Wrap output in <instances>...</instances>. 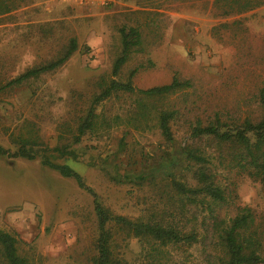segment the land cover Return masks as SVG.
Returning <instances> with one entry per match:
<instances>
[{"label": "rangeland", "instance_id": "1", "mask_svg": "<svg viewBox=\"0 0 264 264\" xmlns=\"http://www.w3.org/2000/svg\"><path fill=\"white\" fill-rule=\"evenodd\" d=\"M245 1L0 0L11 8L0 13V86L60 55L70 37L77 45L57 69L0 88V144L8 145L11 132L36 134L50 146L58 133L67 138L99 90L97 82L110 76L120 51L119 28L129 26L139 31L140 48L130 53L116 78L123 80L136 68L131 78L136 88L166 83L173 75L191 81L189 88L159 102L178 110L171 124L176 145L187 140V122L195 117L202 122L214 116L226 122L255 118V92L264 86V0H249L250 7L239 9ZM134 100V94H119L97 111L122 117ZM122 123L95 139L83 137L79 145L94 148H87L79 161L65 162L112 213L147 215L162 206L151 182L112 178L110 173L114 164L120 172H133L141 160L146 169L166 145L155 130ZM221 178L231 191L221 214L231 215L240 204L264 216L260 183L232 173ZM0 228L15 235L18 252L31 264H91L95 254L91 196L38 159L0 157ZM114 239V252L126 264L142 261L144 252L135 239ZM167 254V264H207L197 249Z\"/></svg>", "mask_w": 264, "mask_h": 264}, {"label": "trees", "instance_id": "2", "mask_svg": "<svg viewBox=\"0 0 264 264\" xmlns=\"http://www.w3.org/2000/svg\"><path fill=\"white\" fill-rule=\"evenodd\" d=\"M248 2L239 9L250 7ZM0 7V13L11 9L2 3ZM118 32L120 51L113 59L110 76L97 82L99 90L75 118L68 137L58 133L54 145L50 146L36 134L11 132L7 135L8 145L0 144V157L38 159L59 176L73 179L77 187L91 196L96 218L95 254L91 264H126L114 252L115 235L136 240L144 252L138 264H167V253L179 249L182 253L185 249H197L204 254L202 259L207 264H264V216L240 204L234 206L231 215L221 214L231 195L221 181L222 174L242 175L264 188V86L255 92L258 111L255 118L245 116L240 121L226 122L214 116L213 120L202 122L195 117L187 122V140L176 145L171 124L178 110L163 107L159 102L189 88L191 81L173 75L166 83L136 88L131 81L136 68L125 79L116 78L130 53L139 50L141 41L135 27H120ZM76 47L75 39L70 37L60 55L26 68L0 88H14L29 78L57 69ZM119 94L135 95L134 106H128L122 117L118 113L105 115L97 111L98 105ZM121 123L134 130H155L166 145V150L147 164L146 169L141 160L133 172H120L114 164L110 173L112 178L151 182L162 206L147 215L127 217L112 213L99 202L95 191L83 182L79 173L65 162L79 161L87 148H94L88 144L80 146L83 137L95 139L101 131ZM17 242L15 235L0 228V264H31L27 256L18 252Z\"/></svg>", "mask_w": 264, "mask_h": 264}]
</instances>
